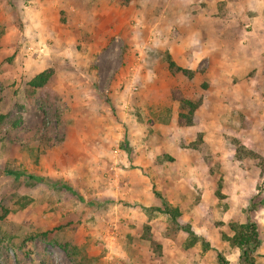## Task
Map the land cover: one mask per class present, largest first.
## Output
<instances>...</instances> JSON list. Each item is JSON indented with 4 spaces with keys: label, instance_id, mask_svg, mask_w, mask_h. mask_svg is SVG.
I'll return each mask as SVG.
<instances>
[{
    "label": "rangeland",
    "instance_id": "1",
    "mask_svg": "<svg viewBox=\"0 0 264 264\" xmlns=\"http://www.w3.org/2000/svg\"><path fill=\"white\" fill-rule=\"evenodd\" d=\"M35 11L62 23L39 29ZM63 11L96 16L68 24ZM46 70L52 84L31 89ZM183 98L200 103L189 127ZM0 114V264H73L63 244L86 264H240L230 221L256 224L264 264V0H0ZM151 136L199 153L190 204L214 180V215L195 224L209 238H166L165 214L151 234L171 178H191L164 149L139 165Z\"/></svg>",
    "mask_w": 264,
    "mask_h": 264
},
{
    "label": "crops",
    "instance_id": "2",
    "mask_svg": "<svg viewBox=\"0 0 264 264\" xmlns=\"http://www.w3.org/2000/svg\"><path fill=\"white\" fill-rule=\"evenodd\" d=\"M59 12H58V15L55 16V19L57 21H53V22L51 21L52 23H50L49 22L50 20L47 17L48 13L46 11H35L36 26H38L39 29H43V27L50 26V25L55 26L58 23H60V25H61V23H62L60 21V15L61 14ZM95 16H96V13L94 11H73L72 13H71V11H63V17L66 18L65 20L67 22H69L68 24H70L71 20H73L76 24H81V23L90 24L92 19H94ZM63 37H64V33H63ZM63 39L70 41L71 38L69 35H66V38L64 37ZM173 60L175 61L176 59L174 58ZM192 140L193 139H189L187 141L190 142ZM142 145L143 146L147 145L149 147V154L153 153L154 155H153V158L152 157L149 158L150 161L145 159L146 156L143 157L142 161L139 159V161H138L139 165L144 166V167L151 166L152 160L154 159V157L157 155H160L161 151L166 150V152L173 158L175 163L181 168L180 170L187 171V174L191 176V178L186 180V181H189V183H187V186L186 185H180L181 181L175 182V178L174 177L171 178L173 184H171L172 189L168 194V199H169L168 202L170 204H172L174 207H178L182 211L183 218H184L185 222L190 223V225H191L190 229L193 231V233L197 237L202 236L203 238H207V237L209 238L208 232L203 231L200 227H197L195 224L199 225V223L205 222V220H204L205 219L204 216H206L205 214H208L210 216L214 215V213H212L210 211V207H206V203H205L206 193L207 192L209 193L210 188L211 189L215 188L214 180L208 181V183L206 185V189L203 190V192H202L201 199H197V201L195 203L190 204L193 202V200H192V197L194 196L193 193H197V196H198V193L201 190L199 187L200 184L198 183V178H197L198 177V173L196 171L197 166H195V165H197L198 160H199L198 156H197L199 153H197L194 150H188V149L183 148L180 145H176V144H175L176 147L175 146L173 147L171 144H169V142L167 140L161 139L158 136H154V137L151 136V137L147 138V140L143 141ZM169 148H170V150H169ZM132 159L133 158L131 157L130 160H132ZM148 162H150V163H148ZM133 164H135V161H132V165ZM166 164H167V162H165L163 164V166ZM128 173L135 175V173H132L130 171H128ZM130 177H132V176H130ZM142 178H143L144 184H146L145 177L143 176ZM178 196L180 198H178ZM141 201L142 200L140 199V202ZM160 202H161V200H160ZM160 202H159V204H160ZM211 203L215 204V200L212 199ZM145 204L146 203L144 201V204L139 209L140 211L141 210L144 211L147 208V206ZM159 204H157V202H154V206H159ZM228 206L230 209V204ZM136 207H138V206H136ZM142 207H146V208H142ZM227 212H228V210H225L222 213V215L226 216ZM158 214L160 217L153 216L152 219L150 220L149 225L151 226V228H152V224L154 226L157 225L158 223L161 224V222H162L161 220H163L165 222L164 215L161 213H158ZM162 217H164V218H162ZM228 220L223 219L222 221L226 224ZM208 224H210V223H208ZM165 225H166V222H165L164 226ZM153 231H154V229L152 228L151 234L153 236H155L154 235L155 232H153ZM185 234L187 235L188 233H185ZM166 246H167V244H166ZM177 246H178V244H177ZM168 252H169V250L167 248L163 251V253H168Z\"/></svg>",
    "mask_w": 264,
    "mask_h": 264
},
{
    "label": "trees",
    "instance_id": "3",
    "mask_svg": "<svg viewBox=\"0 0 264 264\" xmlns=\"http://www.w3.org/2000/svg\"><path fill=\"white\" fill-rule=\"evenodd\" d=\"M166 62L168 65V69L170 72L182 73L183 75L192 78L193 73L187 69H183L176 65V63L172 60L170 55H166ZM53 71L46 70L35 75L29 82L28 86L33 90H40L45 86H50L52 84ZM199 102H193L188 99H180L179 100V112H178V123L182 127H189L193 125V115L197 108L199 107ZM6 120V116L0 114V124H2ZM237 146V155H240V152L245 151V147L240 145L237 141H235ZM264 168V159H262L260 163ZM7 174H12L7 171ZM67 190H70L66 187ZM157 212L165 214L170 219V225L166 229L164 236L166 238H175L178 232L181 229H185L187 233L193 239V242H196L197 237L191 231L190 227H182L178 224V219L181 217V213L179 209L171 206L168 202L162 201V206L156 209ZM7 214V211H4V215ZM1 219V217H0ZM229 229L232 233L231 236L223 235V240L226 241L231 247H235L239 250V263L240 264H255L257 254L256 251L260 246V239L258 235L257 226L254 222H247L245 224H240L234 221H230ZM76 228V225L73 227ZM35 237H41L45 239L47 237V232L40 233L38 235H32L28 237L29 241H33ZM157 246V245H156ZM61 248L65 250L69 258L73 261V264H86L84 258H77V249L76 247H71L68 244L61 245ZM70 248V249H69ZM220 264H227L225 259L219 255L218 257Z\"/></svg>",
    "mask_w": 264,
    "mask_h": 264
}]
</instances>
